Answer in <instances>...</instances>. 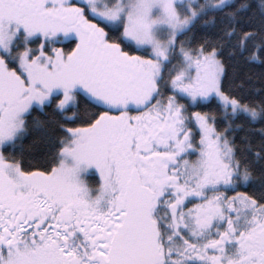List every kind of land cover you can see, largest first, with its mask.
Wrapping results in <instances>:
<instances>
[{
    "label": "snow or ice",
    "instance_id": "6c2138e0",
    "mask_svg": "<svg viewBox=\"0 0 264 264\" xmlns=\"http://www.w3.org/2000/svg\"><path fill=\"white\" fill-rule=\"evenodd\" d=\"M0 264H264V0H0Z\"/></svg>",
    "mask_w": 264,
    "mask_h": 264
}]
</instances>
